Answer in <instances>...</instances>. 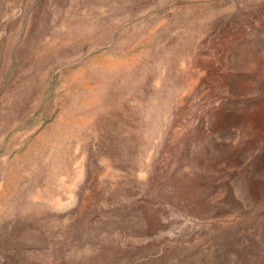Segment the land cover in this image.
<instances>
[{
	"label": "rangeland",
	"instance_id": "obj_1",
	"mask_svg": "<svg viewBox=\"0 0 264 264\" xmlns=\"http://www.w3.org/2000/svg\"><path fill=\"white\" fill-rule=\"evenodd\" d=\"M0 264H264V0H0Z\"/></svg>",
	"mask_w": 264,
	"mask_h": 264
}]
</instances>
